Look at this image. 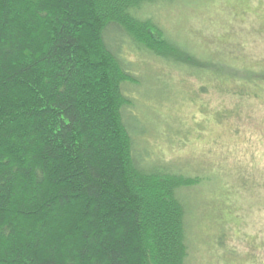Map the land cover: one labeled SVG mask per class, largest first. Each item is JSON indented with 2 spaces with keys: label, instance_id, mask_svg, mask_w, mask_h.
Wrapping results in <instances>:
<instances>
[{
  "label": "trees",
  "instance_id": "obj_1",
  "mask_svg": "<svg viewBox=\"0 0 264 264\" xmlns=\"http://www.w3.org/2000/svg\"><path fill=\"white\" fill-rule=\"evenodd\" d=\"M178 1L0 0V264H187L181 193L207 183L145 163L118 37L195 74L201 105L213 88L235 105L218 122L264 104V68L202 59L140 15ZM239 162L238 187H264L259 157Z\"/></svg>",
  "mask_w": 264,
  "mask_h": 264
},
{
  "label": "rangeland",
  "instance_id": "obj_2",
  "mask_svg": "<svg viewBox=\"0 0 264 264\" xmlns=\"http://www.w3.org/2000/svg\"><path fill=\"white\" fill-rule=\"evenodd\" d=\"M140 15L202 59L264 68V0H181L146 6ZM118 41L140 79L129 87L135 105L126 113L145 163L207 183L181 193L187 264H264V187L239 188L232 171L252 154L264 168V104L242 105V118L218 122L216 111L235 105H220L214 88L203 96L211 105H201L195 74L144 56L125 37ZM214 80L211 88L219 85Z\"/></svg>",
  "mask_w": 264,
  "mask_h": 264
}]
</instances>
